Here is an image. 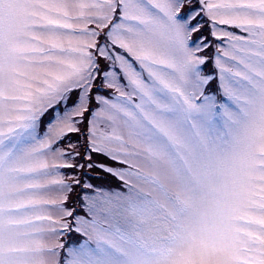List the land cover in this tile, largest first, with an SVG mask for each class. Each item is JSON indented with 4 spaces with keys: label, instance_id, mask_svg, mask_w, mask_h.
<instances>
[{
    "label": "snow or ice",
    "instance_id": "snow-or-ice-1",
    "mask_svg": "<svg viewBox=\"0 0 264 264\" xmlns=\"http://www.w3.org/2000/svg\"><path fill=\"white\" fill-rule=\"evenodd\" d=\"M0 264H264V0H0Z\"/></svg>",
    "mask_w": 264,
    "mask_h": 264
}]
</instances>
